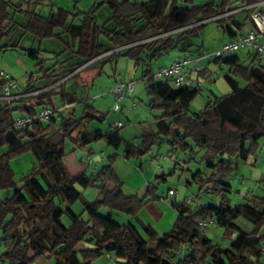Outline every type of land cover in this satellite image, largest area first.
Returning a JSON list of instances; mask_svg holds the SVG:
<instances>
[{"label": "trees", "instance_id": "1", "mask_svg": "<svg viewBox=\"0 0 264 264\" xmlns=\"http://www.w3.org/2000/svg\"><path fill=\"white\" fill-rule=\"evenodd\" d=\"M257 1L243 0L246 4ZM31 2L19 5L29 6ZM232 4V0L190 5L160 0L153 12L147 13L140 0H93L89 10L73 14L70 24L66 23L70 11L63 7L57 8L49 22L34 11H26L33 14L26 27L32 28L42 39H54L45 49L54 55L44 62L46 59H39L43 45L23 47L26 55L39 59L43 72L41 83L30 81L23 89H18V93L27 95L10 101L0 100V188L14 186L10 154L28 149L37 160L36 169L24 178L23 187H15L10 197L0 200L3 232L0 244L4 246L1 262L30 264L36 257L47 255L54 257L57 264H94L98 256L109 252L115 256L116 264H246L248 258L256 264H264L261 261L264 257V197L234 206L224 200L217 205L195 208L186 199L174 202L178 217L173 229L158 236L149 226L140 223L147 233L145 237L140 233L141 227L133 221L119 223L112 218L114 211L135 214L147 201L123 194L122 182L111 164L96 166L90 175L83 170L71 179L63 161L66 138L73 141L76 148L99 139L115 149L122 143L119 128L123 125L99 127L97 124L105 120L107 113L89 105L84 95L66 92L64 85L73 80L84 87L82 75L89 67L105 58L126 55L136 66H142V79L151 95L150 105L162 110L156 130L143 136L152 141L171 138L173 149H187V139H191L204 151L201 161L206 160V176L202 177L201 169L191 173L199 190L218 194L228 190L231 184L226 179L232 169L228 157L240 152L241 157L246 158V142H255L264 135V64L260 57L252 50L247 55L248 60L237 52L215 57L228 66L224 79L230 91L206 102L199 114L192 113L189 105L202 91L201 86L175 85L168 78L156 79L150 61L174 49L180 52L179 57L200 54L199 46L191 50L193 37L207 20L217 22L228 37H233L238 29H243L249 15L242 20L236 13L225 14L234 9ZM100 6L111 11L104 24L98 23L96 11ZM8 7L17 6L1 0L0 36L5 37L6 42L0 47L21 48L22 37L17 35L19 24L5 23ZM179 15L183 16L181 22ZM75 19L79 22L75 23ZM4 84L5 80L0 77V90ZM58 95L61 104L55 100ZM65 103L73 105L51 115L47 127H43L42 121L23 128L14 127L19 115L35 114L40 106L57 108ZM78 104L84 105L80 115L75 109ZM148 143L144 139L139 147L127 145L126 153H144ZM2 147L8 150L2 151ZM75 183L83 187L95 185L99 190L98 199L83 202L79 213L71 208L81 197ZM109 183L113 184L110 188ZM155 190L154 186H148L151 195H156ZM100 206L107 209L105 214L100 213ZM83 214L87 218L84 219ZM64 216L68 218L67 224L62 220ZM236 216L245 217L253 224V229L246 231L236 224ZM198 219L204 222L215 219V223L209 225L222 228V237L228 238V245L222 246L209 238L204 229L198 228ZM81 242L90 246L78 248Z\"/></svg>", "mask_w": 264, "mask_h": 264}, {"label": "rangeland", "instance_id": "2", "mask_svg": "<svg viewBox=\"0 0 264 264\" xmlns=\"http://www.w3.org/2000/svg\"><path fill=\"white\" fill-rule=\"evenodd\" d=\"M16 5V8H7L8 21L19 24L18 36L22 37V47H0V68L4 69L18 84V89H23L27 83L33 81L40 84L43 72L39 67V59H46L44 62L53 58L54 52H48L45 49L52 43V39L37 36L32 28L26 27L27 22L33 14L26 11H34L40 14L44 20L49 22L50 16L57 12L58 7H63L70 11L67 24L73 19V14L77 11H86L93 6V0H32L28 5H19L22 2L30 0H7ZM146 2V0H140ZM145 9L147 13L153 12L155 6L160 0H150ZM210 0H187V4H200ZM178 3L184 4L185 0H177ZM1 4V0H0ZM245 2L237 1L234 5L233 13H239L238 18L245 19L251 10L239 9ZM262 6L264 10V3ZM231 11V10H229ZM228 12V11H227ZM264 12V11H262ZM99 24H104L111 16V11L106 6H100L97 11ZM41 17V18H42ZM43 20V21H44ZM243 27L246 31L252 27L249 18ZM178 21H182V17L178 16ZM79 20L75 19V23ZM4 27L5 25L2 24ZM181 26V28H184ZM226 34L218 26L217 22L207 20L206 24L198 29V33L193 37L194 45L191 50L200 47V55L205 56L200 60L203 70L194 72L193 76L200 81L201 92L190 102L189 110L192 113H200L208 101H213L215 97L227 94L230 88L224 79V74L228 71V66L215 59L211 53L219 48ZM45 38V39H44ZM4 39V40H3ZM5 41V37L0 36V44ZM105 42V38H103ZM261 42L264 43V37ZM41 44L42 50L39 52V59L31 58L26 55L24 48H38ZM59 52V49H57ZM252 52L249 47H244L237 53L244 59L248 60V53ZM178 50H170L168 53L161 55L159 58L150 61V67L155 72L162 64L169 63L179 57ZM260 61L264 64V58L260 57ZM43 66V64H42ZM41 66V67H42ZM116 76H121L124 81H133L134 90L126 94V96L118 101L119 110H114L116 103L115 97L111 92L115 86ZM82 79L86 86H78L73 80L68 81L64 85L66 92H76L78 96H85L87 103L93 105L102 112L107 113L105 120L99 127L106 128L116 121L122 122L119 133L122 136V143L118 148L109 146L105 140L99 139L92 141L83 148H76V145L69 138L65 139L64 150L66 155L63 159L71 179H74L83 172L89 175L91 169L101 167L102 164H111L116 176L122 182V191L125 196L137 197L147 203L140 208L135 214H129L123 211H114L112 218L119 223L133 221L137 226L143 223L149 226L158 236L165 235L170 232L178 217V212L173 206L174 202H180L188 199L192 207L207 206L210 204H220L223 200L231 206L243 204L247 200L257 197H264V135L260 136L255 142H246V158L241 157L240 152H236L228 157V161L232 164V169L228 171L230 183L228 190L218 193H204L199 190L198 183L191 177L192 171L201 169L202 177L207 175L205 163L201 161L204 151L199 149L191 139H187L188 148L181 149L172 148L171 138H146L143 136L147 132L156 130L157 118L161 115L162 110L159 107L151 106V95L147 89V83L142 79V66H136L134 61L126 55H117L116 57L105 58L94 66L89 67L82 75ZM45 89V88H43ZM40 89V90H43ZM28 94V93H26ZM55 100L58 104L62 103L60 96H56ZM84 108L83 104L75 106L77 115H80ZM49 120H43V127H47ZM59 124L58 121H56ZM144 139L149 141L146 151L141 154L126 153L125 147L131 145L139 147L143 144ZM2 151H7V147H2ZM90 154L92 159L89 160L87 155ZM103 157V159H101ZM103 160V162H101ZM88 161H90L88 163ZM9 164L13 171L14 186L9 188H0V200L10 197L15 187H23L24 178L32 173L37 167V160L32 151L22 149L10 154ZM187 167V168H186ZM210 168V166H208ZM164 178L162 179V176ZM225 178V177H224ZM154 186L156 195L148 193V186ZM75 186L81 193L80 199L76 200L71 208L79 213L85 201H95L98 199L99 190L97 186L88 185L86 187L75 183ZM109 188L113 186L108 184ZM175 190L176 194H169V189ZM100 213L105 214L107 209L100 206ZM83 218H87L83 214ZM65 224L68 223L67 217H62ZM234 222L246 231L253 229V224L243 216H236ZM140 233L146 237L147 233L144 227L139 226ZM205 234L214 242H219L222 246H227L228 238L222 237V228L217 225H209L205 229ZM3 237L0 228V239ZM90 246V243L81 242L78 248ZM4 246L0 244V253L3 252ZM264 262V257L261 259ZM0 264H10L9 262H1ZM30 264H57L54 257L42 255L36 257ZM94 264H116L115 256L112 253L105 252L94 260ZM241 264V263H240ZM246 264H256L252 258L247 259Z\"/></svg>", "mask_w": 264, "mask_h": 264}, {"label": "built area", "instance_id": "3", "mask_svg": "<svg viewBox=\"0 0 264 264\" xmlns=\"http://www.w3.org/2000/svg\"><path fill=\"white\" fill-rule=\"evenodd\" d=\"M264 3V0H259L254 3L244 4L239 9H250L249 18L253 24V28L248 30L238 29L236 34L222 42L221 46L215 49L211 55L214 57H224L231 53L237 52L238 50L249 47L252 51H255L259 57L264 58V43L261 42L262 37H264V12L258 10L257 8ZM233 10L226 12L225 14L232 13ZM205 56H182L175 58L168 65L159 66L158 69L153 73L156 79H171L175 85H187V86H202L200 81L193 79L191 77L192 71H201L199 61ZM0 77L5 80V84L0 90V100L10 101L27 94L18 93V84L15 79L12 78L4 69L0 68ZM116 83L112 89V93L115 97L116 103L113 109L119 110L120 106L118 101L126 96L127 93L134 90L133 81H124L121 76L115 77ZM71 103H65L64 105L53 108L50 106H43L35 114H23L16 117L14 121V127L23 128L30 124L38 121L49 120L50 116L56 111L61 110L66 107H70ZM115 126H121V121H116L113 123ZM88 159L91 160L90 154L87 155ZM103 159V157H101ZM90 161H88L89 163ZM169 194H176L175 190L169 189ZM187 202L191 203L188 199ZM215 223V219H211L208 222H204L201 219L197 220V226L199 229L203 230L209 224ZM264 251V248H262Z\"/></svg>", "mask_w": 264, "mask_h": 264}, {"label": "crops", "instance_id": "4", "mask_svg": "<svg viewBox=\"0 0 264 264\" xmlns=\"http://www.w3.org/2000/svg\"><path fill=\"white\" fill-rule=\"evenodd\" d=\"M237 1L238 0H232V5H236V3H237ZM243 2V0H240V2ZM176 2H177V0H176ZM149 3H151V1L150 0H146V2H144V7H146ZM178 3V2H177ZM159 4V3H158ZM158 4L155 6V7H157L158 6ZM178 4H181V3H178ZM182 5H190V4H187V0H185V3L184 4H182ZM258 10H261V11H264V10H262V6L261 7H258L257 8ZM240 12H242V11H240ZM239 12V13H240ZM239 13H236V17L238 18V14ZM179 16H181V17H183L182 15H179ZM240 19V18H239ZM230 37H228L227 35L224 37V40H223V42L225 41V40H227V39H229ZM197 55H200V54H197ZM197 55H194V56H197ZM171 62V61H170ZM169 62V63H170ZM169 63H166V64H162V65H168ZM199 63H200V61H199ZM162 65H160V66H162ZM202 67V66H201ZM195 71H192L191 72V77L193 78V79H195L194 77L195 76H193V73H194ZM197 72V71H196ZM200 72V71H199ZM198 73V72H197ZM19 90H21V89H19ZM40 108H42V106H40V107H38V109L37 110H39ZM83 170H86V169H84L83 168ZM171 189V188H170Z\"/></svg>", "mask_w": 264, "mask_h": 264}]
</instances>
